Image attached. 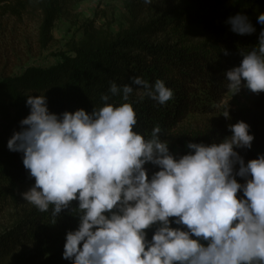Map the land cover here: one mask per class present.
I'll return each mask as SVG.
<instances>
[{
  "label": "clouds",
  "instance_id": "obj_1",
  "mask_svg": "<svg viewBox=\"0 0 264 264\" xmlns=\"http://www.w3.org/2000/svg\"><path fill=\"white\" fill-rule=\"evenodd\" d=\"M226 23L238 35L256 31L239 13ZM257 23L264 25V13ZM241 56L224 74L228 88L264 92V29ZM129 79L121 88L111 83L109 93L127 101L134 88H143L161 105L173 96L159 79L152 85ZM100 99L104 106L91 113L56 114L45 95H28L29 114L6 145L22 153L34 178L21 193L24 201L40 212L51 206L53 218L77 202L78 227L66 233L62 258L71 264H264V154L245 163L235 151L251 148L249 125H229L231 135L219 143L188 142V153L176 157L159 126L148 139L133 130L130 103ZM149 163L159 169L150 178ZM153 226L149 240L145 230Z\"/></svg>",
  "mask_w": 264,
  "mask_h": 264
},
{
  "label": "trees",
  "instance_id": "obj_2",
  "mask_svg": "<svg viewBox=\"0 0 264 264\" xmlns=\"http://www.w3.org/2000/svg\"><path fill=\"white\" fill-rule=\"evenodd\" d=\"M9 2L42 3L43 27L48 30L57 15L56 0H0V5ZM176 2L177 8L172 11L155 13L113 36L85 32L46 67L30 66L18 74L0 75L1 183L34 182L23 167L22 153L9 151L6 146L13 133L21 130L19 122L29 114L28 95H45L48 110L56 114L77 109L91 113L93 108L104 106L102 95H109L108 103L114 105L130 103L137 121L133 130L148 139L152 129L159 126L161 140L168 142L170 153L176 157L188 153V142H221L231 135L229 125L244 121L254 139L251 148L235 151L245 163L264 154V92L248 111L231 112L220 107L230 91L225 72L239 66L241 52L256 46L264 29L257 23V16L264 13V0ZM48 5L51 8L46 9ZM238 13L248 18L256 29L254 33L238 35L230 30L226 21ZM131 76L149 85L157 79L163 81L172 90V98L161 105L150 99L143 88H134L127 101L120 94L109 93L111 83L121 88L131 84ZM144 167L149 178L159 170L150 163ZM237 180L243 183L241 178ZM76 207L77 202L72 201L55 218L51 206L47 212L32 210L10 233L0 237V263L12 260L14 264H29L18 249L31 244L35 249L52 251L39 264H71L62 258V253L66 233L78 227ZM154 229L155 226L145 230L147 239H151Z\"/></svg>",
  "mask_w": 264,
  "mask_h": 264
},
{
  "label": "rangeland",
  "instance_id": "obj_3",
  "mask_svg": "<svg viewBox=\"0 0 264 264\" xmlns=\"http://www.w3.org/2000/svg\"><path fill=\"white\" fill-rule=\"evenodd\" d=\"M49 8L50 5L46 9ZM175 8L176 0H151L149 4H145L144 0H56L57 15L48 30L43 27L45 10L42 3L1 4L0 75L18 74L30 66L50 65L85 32L113 36L132 23ZM261 93H252L244 87L235 94L230 90L220 107L231 112L248 111ZM33 184L0 182V237L10 233L36 208L21 196ZM32 246L27 244L18 249L29 264L42 263L52 254L49 249ZM0 264H14V261Z\"/></svg>",
  "mask_w": 264,
  "mask_h": 264
}]
</instances>
